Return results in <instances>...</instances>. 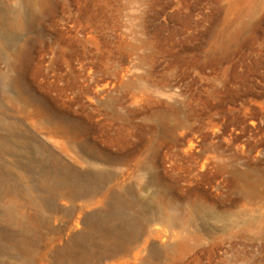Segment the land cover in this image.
Listing matches in <instances>:
<instances>
[{"label": "rangeland", "instance_id": "374dc122", "mask_svg": "<svg viewBox=\"0 0 264 264\" xmlns=\"http://www.w3.org/2000/svg\"><path fill=\"white\" fill-rule=\"evenodd\" d=\"M3 33L0 264H264V0H0Z\"/></svg>", "mask_w": 264, "mask_h": 264}, {"label": "bare ground", "instance_id": "6f19581e", "mask_svg": "<svg viewBox=\"0 0 264 264\" xmlns=\"http://www.w3.org/2000/svg\"><path fill=\"white\" fill-rule=\"evenodd\" d=\"M25 43H27V40L25 41ZM0 44H1V46H2V49L3 50H5L6 52H7V55L10 57L11 56V58L12 57H18V54L16 53H11L12 51H11V48H12V46H14L13 45V36L11 35L10 36V34L9 33H3V40L2 41H0ZM15 69V66H13V70ZM8 71H10V70H8ZM4 73V72H3ZM6 74V73H5ZM138 79L137 78H135V79H130L128 82H125V86H128V87H134V86H137L138 85V81H137ZM20 82H19V79H18V77L15 75L14 76V87H15V89H17V91H20ZM19 99H25V101H28V99H26L22 94L20 95L19 94V97H18ZM109 100H111V99H109Z\"/></svg>", "mask_w": 264, "mask_h": 264}]
</instances>
